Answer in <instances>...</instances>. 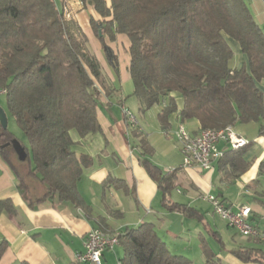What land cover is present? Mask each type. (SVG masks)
Listing matches in <instances>:
<instances>
[{
    "label": "trees",
    "instance_id": "trees-1",
    "mask_svg": "<svg viewBox=\"0 0 264 264\" xmlns=\"http://www.w3.org/2000/svg\"><path fill=\"white\" fill-rule=\"evenodd\" d=\"M92 5L99 20L89 18L95 36L102 32L113 41L128 38L129 73L139 111L163 105L157 116L163 130L177 112L173 94L182 99L181 122L195 120L199 130H222L251 123L264 134V32L254 21L243 0H79ZM55 0H0V92H4L7 113L24 134L26 174L18 168L11 147L0 155L14 172L17 190L33 207L56 198L74 207L85 206L77 192L83 169L90 163L77 158L70 132L80 137L99 131L96 119L98 86L110 94L108 80L91 52L77 22L67 20ZM226 38L236 42L245 62L231 68L233 51ZM105 53L108 49L103 46ZM113 67L116 62L112 60ZM17 140L0 127V147ZM18 141V140H17ZM19 142V141H18ZM21 147L23 145L19 142ZM140 163L157 184L160 202L169 213L203 221L194 208L170 200L174 172H163L146 157L151 149L143 141ZM250 142L237 150L228 149L218 160V171L238 178L249 168L244 158ZM264 175V160L259 164ZM28 179L43 187L41 197L29 199ZM122 187L107 179L104 186ZM13 214L9 200H0V214ZM256 228L259 229L257 225ZM124 247L122 264H190L173 255L150 223H143L119 235ZM204 245L206 264H221ZM6 244H0V257ZM242 263L264 264V250L238 247L229 251Z\"/></svg>",
    "mask_w": 264,
    "mask_h": 264
},
{
    "label": "crops",
    "instance_id": "crops-1",
    "mask_svg": "<svg viewBox=\"0 0 264 264\" xmlns=\"http://www.w3.org/2000/svg\"><path fill=\"white\" fill-rule=\"evenodd\" d=\"M62 1L56 0L58 8L62 7ZM243 1L264 32V0ZM90 17L100 19L91 4L77 7L75 20L101 65L108 80L110 94H106L98 86L100 93L96 119L99 131L85 137H80L74 130L70 132L75 156L90 161L77 183V192L85 206L77 208L53 198L29 207L18 193L14 172L0 155V200H9L14 208L13 214H0V244H6L0 264H82L77 261V256L84 252V242L90 230L100 228L109 234L123 235L126 230L143 223L154 226L155 232L173 255L187 258L190 264H193V254L197 258L200 255L205 260L203 242L206 246L208 244L203 233H194L191 240L189 237L186 239L193 242L196 236L197 242L192 247H188L186 242L181 243L183 234L190 233L185 227L188 218L177 212L169 213L161 205L157 184L140 163L143 158L140 143L145 142L151 149V154L146 157L153 165L165 173L174 172L173 193L177 197L173 200L171 197L170 200L198 211L203 221H196L203 224L205 231H202L218 239L221 235L216 225H210L198 209L199 198L203 200L206 195L215 194L232 210H236L234 205L250 206L239 199L249 193V188L254 187L259 178L264 176L259 175L258 171L259 164L264 160V134L259 131L263 123L234 127L237 134L250 142L244 156L250 166L238 178H229L225 173L219 172L218 161L209 171L196 166L184 167L180 144L174 140L172 133L182 124L189 133L195 135L199 131L198 122L179 120L182 99L177 94L172 95L176 100L177 112L171 115L168 130H163L157 119L165 104L141 113L138 100L133 96L134 88L129 73L128 38L117 35L110 41L105 35L101 41L89 28ZM103 46L108 49V53H105ZM235 54L231 68H239L245 62L240 50H236ZM113 59L116 67L111 65ZM260 87L264 93V81L260 83ZM124 108L134 117L135 125L127 120ZM218 146L223 152L228 150L222 143ZM18 162V168L23 169L26 174L29 167L22 168V162ZM107 179L119 180L124 186L106 187L104 183ZM27 184L31 201L43 195L45 189L37 180L28 179ZM255 194L254 201L258 204L251 206V221L254 225L258 218L264 220V210L261 209L264 205L261 202L263 195L258 192ZM226 227L229 228L227 224ZM230 244L233 246L230 250L247 247L238 245L234 239H231ZM208 249L216 254L210 247ZM124 257V247L119 244L112 251L104 252L102 260L103 264H122ZM217 260L221 262L220 259Z\"/></svg>",
    "mask_w": 264,
    "mask_h": 264
},
{
    "label": "built area",
    "instance_id": "built-area-1",
    "mask_svg": "<svg viewBox=\"0 0 264 264\" xmlns=\"http://www.w3.org/2000/svg\"><path fill=\"white\" fill-rule=\"evenodd\" d=\"M65 2L69 8L67 18H70L74 6L79 5L80 2L78 0H65ZM2 94L3 91L0 95ZM123 111L130 124L135 125V119L129 110L124 108ZM172 136L180 144L183 166H196L206 171L211 170L213 164L222 158L224 152L219 149L220 143L231 150L240 149L249 143L245 137L237 134L232 126L220 134L202 133L199 130L197 134L193 135L180 124ZM204 199L211 204L213 213L224 220L229 228L244 237L258 236V239L264 241V232L256 228L251 221L250 207L240 206L236 210H232L216 196L206 195ZM113 236L114 234L104 232L96 233L95 228L90 230L84 242V252L77 256V261L82 264H103V253L112 251L116 247L113 243Z\"/></svg>",
    "mask_w": 264,
    "mask_h": 264
},
{
    "label": "rangeland",
    "instance_id": "rangeland-1",
    "mask_svg": "<svg viewBox=\"0 0 264 264\" xmlns=\"http://www.w3.org/2000/svg\"><path fill=\"white\" fill-rule=\"evenodd\" d=\"M79 6L81 7L82 4L80 3L79 5L77 4V6L75 5L73 11H71V17L67 18V16H69V10H68L69 8H68V6L66 8V2H65V0H63L61 8L63 10V14H64L65 19L73 20L76 22L75 14L77 13V7L79 8ZM89 28H90V25H89ZM90 30H91V28H90ZM91 32L95 36V34L92 30H91ZM99 32L102 36V32L100 29L98 30V37H101L99 35ZM226 41H227L228 45L230 46V48L232 49L234 54L236 53V50L239 51V46L236 42L232 41L229 38H226ZM0 108L5 112L6 117H7V130L15 137V139H17L23 145L24 148L27 149L28 145H27V141H26L24 134L18 129V127L15 124L14 119L12 117H10L9 114L7 113L6 99H5L4 94L0 95ZM22 164H23L22 168L32 167V161H31L30 157L28 160H25L24 162H22ZM16 165H18V164H16ZM19 170L23 175L25 174V171H23V169L21 170L19 168ZM249 191H250L249 193L244 194L239 199L243 204L250 205L249 206L250 209H251V206H253V207L256 206V203L258 204V202L254 201V199L256 197L255 193H257V192H258V194L263 195L261 202L264 203V176L262 178H259V181L254 185V187L251 186V188H249ZM213 193H216V192H213ZM211 195L216 196L215 194H211ZM171 197L173 200L174 198L177 197V195H175V193H173V191H172L170 198ZM234 207L237 209L239 206L234 205ZM261 207H262L261 209L264 210V205H262ZM198 209L203 214V216L205 217V220L210 225H213V224L216 225L217 230L220 232L221 237L218 239H215V238H212L211 235L208 236L207 232L204 233L202 231V230H204L202 228V225H203L202 223L200 225L194 219L193 220L192 219H186L185 227H186V229H188L190 231V233L188 235L183 234L181 243L186 242L188 247H190V246L192 247L193 244L197 242L196 236H195V239L193 238L194 239L193 242L192 241L188 242V240L186 241V239H188V237H189V239L191 240L194 233H199V232L203 233L205 235L206 240H207V243H206V244H208L207 246L210 247L216 253L215 254L216 257L214 260L220 259L221 264H243L242 262L238 261L236 258H234L233 256H231L229 254L231 247H233L230 244L231 239H234L238 245L247 246V247H257V248H261L264 250V241H261L260 239L257 240L256 238L244 237V236L240 235L239 233H237L236 231L232 230L231 228L230 229L227 228L226 222L213 213V209H212L211 204L208 201H206L205 199L202 200V198H199ZM255 223L259 227V230L264 232V220H260L258 218L255 221ZM195 230H196V232H193ZM191 257H194L193 258V264H206L205 260H203L200 255L198 256V258L194 254Z\"/></svg>",
    "mask_w": 264,
    "mask_h": 264
},
{
    "label": "water",
    "instance_id": "water-1",
    "mask_svg": "<svg viewBox=\"0 0 264 264\" xmlns=\"http://www.w3.org/2000/svg\"><path fill=\"white\" fill-rule=\"evenodd\" d=\"M99 35L101 36L100 32H99ZM0 127L2 130L7 129V117H6L5 112L1 108H0ZM7 147L12 148L15 155L17 156V159L20 162H24L25 160H27L28 155L25 152V150L21 147V145L19 144L17 140H12L11 142L6 143L5 145L1 146L0 149L7 148Z\"/></svg>",
    "mask_w": 264,
    "mask_h": 264
},
{
    "label": "bare ground",
    "instance_id": "bare-ground-1",
    "mask_svg": "<svg viewBox=\"0 0 264 264\" xmlns=\"http://www.w3.org/2000/svg\"><path fill=\"white\" fill-rule=\"evenodd\" d=\"M66 8H67V6H66ZM69 10V9H68ZM62 11V10H61ZM66 11V10H65ZM67 15V14H66ZM0 93H2V92H0ZM4 93V92H3ZM230 126H228V127H226V128H224V129H222V130H200V131H202V133H211V134H220V133H223L224 131H227V128H229ZM95 232L96 233H107L106 231H104V230H102V229H100V228H95ZM247 237H250V238H256L257 240H258V236H247ZM113 243H115V245L116 246H118L119 245V235H117V234H114V236H113Z\"/></svg>",
    "mask_w": 264,
    "mask_h": 264
}]
</instances>
